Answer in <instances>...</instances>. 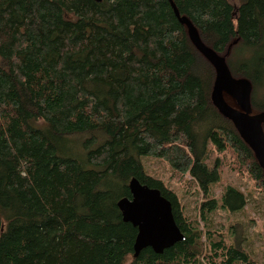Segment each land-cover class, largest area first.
<instances>
[{
    "label": "trees",
    "instance_id": "1",
    "mask_svg": "<svg viewBox=\"0 0 264 264\" xmlns=\"http://www.w3.org/2000/svg\"><path fill=\"white\" fill-rule=\"evenodd\" d=\"M235 1L0 0V264H253L237 237L202 232L144 163L195 182L203 218L227 151L264 196L263 168L211 101L215 69L171 5L264 112V0ZM132 177L160 190L184 234L162 253L133 256L137 229L116 205ZM245 204L225 186L221 207Z\"/></svg>",
    "mask_w": 264,
    "mask_h": 264
},
{
    "label": "water",
    "instance_id": "2",
    "mask_svg": "<svg viewBox=\"0 0 264 264\" xmlns=\"http://www.w3.org/2000/svg\"><path fill=\"white\" fill-rule=\"evenodd\" d=\"M171 5L176 17L186 26L192 44L215 69L211 92L213 105L233 122L264 170V112L253 114L250 81L234 77L225 58L202 42L192 22L179 14L173 3ZM224 92L234 98L237 109L226 103ZM128 188L130 197L120 198L116 205L123 221L131 223L137 229L133 244L134 257L146 247L162 253L165 248L185 238L175 222L170 201L159 189L140 183L136 177L129 180Z\"/></svg>",
    "mask_w": 264,
    "mask_h": 264
},
{
    "label": "rangeland",
    "instance_id": "3",
    "mask_svg": "<svg viewBox=\"0 0 264 264\" xmlns=\"http://www.w3.org/2000/svg\"><path fill=\"white\" fill-rule=\"evenodd\" d=\"M236 4L235 0H231ZM241 47L237 46L231 55L233 61L243 58ZM224 100L233 108H238L234 98L224 92ZM258 113L253 110V114ZM216 158L211 154L210 160ZM220 178L210 186L209 198H214L217 207L206 212V218L201 216V204L206 201L195 182L185 186L178 181L167 163L157 158H144L147 173L161 179L165 185L173 189L179 197L183 213L190 220H197L202 232L224 237L227 243H233L237 237L241 246L247 251L253 264H264V196L255 185L247 170L236 162L231 151L219 155ZM186 180L191 179L187 174ZM237 188L245 196L246 204L238 211L232 212L220 206V197L225 186ZM189 188V189H187ZM204 240V239H203ZM237 241V240H236Z\"/></svg>",
    "mask_w": 264,
    "mask_h": 264
}]
</instances>
